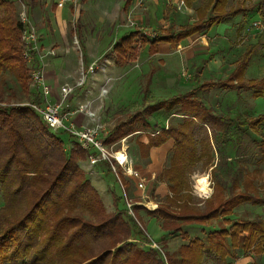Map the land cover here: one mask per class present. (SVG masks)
<instances>
[{
  "label": "trees",
  "instance_id": "obj_1",
  "mask_svg": "<svg viewBox=\"0 0 264 264\" xmlns=\"http://www.w3.org/2000/svg\"><path fill=\"white\" fill-rule=\"evenodd\" d=\"M20 1L26 9L29 7V0ZM183 1L192 7L196 0ZM200 1L195 7L197 18L191 24L151 37L133 29L104 56H111L121 66L137 55V41L148 45L153 54L160 42L176 47L183 39L239 14L247 15L255 7L262 14V1L251 5L246 4L249 0ZM129 2L125 0L123 9ZM23 28L14 2L0 0V264H162L158 250L142 249L129 241H152L135 215L123 208L111 214L106 211L79 164L88 152L75 139L66 150L58 130H51L25 104L38 102L40 93L30 86V67L24 58L29 44L22 39ZM258 37L245 47L225 81L203 82L184 94L146 104L105 137L110 144L144 131L147 141L136 144L140 155L145 156L150 148L172 140L167 165L159 174L168 194L156 209L146 211L160 222L164 237L168 234L170 239L179 237L184 241L176 252L168 254L171 264H203L205 260L231 264L228 258L237 249L253 255L264 253V219L259 215L235 220L229 217L241 204L264 205V179L258 184L259 169L249 168L264 159V114L228 115L215 111L196 96L197 90L218 87L235 92L251 90L254 97L263 95L264 76H244L251 56L264 45L259 41L261 35ZM31 53L37 60L35 51ZM9 83L17 84L26 100L12 101L15 92ZM162 110L176 119L168 121L166 127H152L148 117ZM231 141L239 155V166L224 171L222 147ZM198 164L210 173L214 183L210 197L204 201L197 198L205 206L201 211L193 205L190 183ZM108 170L111 171L109 167ZM121 179L129 187L130 179ZM113 200L117 204L118 196L114 195ZM132 209L137 215L140 207L133 205ZM213 220L220 224L210 229ZM184 226H200L203 235L190 236Z\"/></svg>",
  "mask_w": 264,
  "mask_h": 264
},
{
  "label": "rangeland",
  "instance_id": "obj_2",
  "mask_svg": "<svg viewBox=\"0 0 264 264\" xmlns=\"http://www.w3.org/2000/svg\"><path fill=\"white\" fill-rule=\"evenodd\" d=\"M12 1L16 6L18 18H20V13L26 12L28 20L30 21L31 25H33L36 32L35 34L37 36L36 44L39 48V54L44 55L47 50H57V48L60 46V43H57L55 39L56 37H54L49 30L47 32L41 31V28L48 27V19H46L47 16L45 15L44 10L40 8L38 12H36V17H38V20L35 21L32 18V13L28 15V12L22 2H20L19 0ZM177 1L179 2V0ZM258 1H262V14H260V12L257 10V7H255L254 10L249 12L247 15L239 14V19L234 24L235 28L237 24H239V28H236V32L233 33L232 39H230V48L225 50V52L227 51L226 62L224 63L225 67L220 75L214 72L215 74H206L200 79V74L198 73V76L196 77L195 72L200 68L202 69V66H204L210 59V54H207L206 58L204 59L202 57L193 59L189 62L187 67H184L183 69H181V71L176 70L174 72L168 69V67L165 65V62L163 60H160L158 57L156 58L154 56V58L150 60V62H148L146 49L143 50L145 48L144 46L146 45H141L139 41H137V53H140L137 55H139V57L137 58L136 56L135 58L131 59L129 62L122 65L120 69H118V73L112 74L115 79L113 77L112 79L111 77L104 78L103 84L101 82V85L97 87V89H94L91 94H89L90 97H95L96 95H98L102 88L107 91V83L109 84L111 80H115L118 83V103H116L117 101L115 100H111V102L109 101L108 103V100L104 97L106 95L105 92L101 97H104L103 99H96L92 104V108L96 109V112H100L102 115H104L103 118L101 116L102 122H105L104 126L106 128H109L110 126L111 128H113L112 126L116 122V119L114 118L115 113H118V123L123 122L124 120L128 119V117L136 110L142 109L146 104L156 103L159 100L171 99L172 97L184 94L192 89H195L196 87L201 85L200 80L202 81V83H217L225 81L237 66L239 60H241V54L244 52L246 46H248L252 42H256L259 38L258 35H261L259 41L264 44V36L251 26L253 20L264 19V0H249L246 2V4H256ZM124 2L125 0H76L75 5L69 2L66 3V6L69 7L70 16V36H72V39L70 38V40L72 41L71 45L76 52L77 58L75 63L70 64L73 65L72 69L74 71L76 70V72L73 73L74 71H67V63L65 62L63 54L57 53L59 51H56V54L53 56H44L42 67L47 84H50L52 86V89H55L57 87L59 94L60 86L65 84L73 86L80 82L82 75L85 76L86 81L84 82V84L74 88L73 92L68 95V104L70 108H76L77 105L84 102L85 85L87 84V82L89 84H94L93 80H96L94 79V75L91 78L88 76L89 73H86L88 70V66L94 64L95 67V64H97V62L90 63L87 66L83 62L84 56L86 57V50L83 45L85 40L95 39L97 35H100L99 31L101 30L102 39H105L109 35H112L111 38L113 37L114 41L117 38L119 39V36L122 35L123 30H133L134 28H138L140 33L147 37L156 36L159 33L171 30H177V28H173L175 25L177 26L182 22H188L187 24H191L196 20L197 16L195 7L201 4L200 0H196L193 3L192 7H187L185 4L186 8L178 9L177 2L175 4V7H173V9H170L169 7L172 6L171 4L166 2V0H160V2L157 4V6H159L157 9L158 15H163L164 11L165 15L162 17L163 20L167 19L169 15H171V17L173 18L171 19L173 21L172 25H169L170 28H168V26L159 25L158 23L154 25H151L149 23L150 17L147 9L151 4L149 0H144L136 7V11L138 12V14L142 13V23L139 19L136 20L134 15L135 12L134 14L128 12L129 6H127L126 9H123ZM138 2H141V0H138ZM230 2L234 3V0H230ZM153 5H155V3ZM115 8H118V12L116 9L117 15L114 19L116 20L118 27L111 31L108 26L109 23L105 22L104 18L107 17V9L111 11V9ZM99 20L103 21V23H101L100 26H95V22ZM130 21L132 22V24H130ZM84 22L87 24L83 25ZM215 26L211 28V32L214 31ZM242 27H244V31L245 27L247 28L245 33L240 32V28ZM103 31H105V33ZM117 33L118 37L116 36ZM263 46L264 45L258 48L249 60L246 71L249 72L248 77L251 79L264 75ZM170 48L171 51H178L179 45H177L176 47L170 46ZM110 51H112V49ZM218 52L220 53L219 50ZM96 69L97 67H95V70ZM245 79L247 78L245 77ZM100 81L101 79L99 80V82ZM9 86L15 92V97L12 101L16 102L26 100V97L21 93L17 84L9 83ZM251 93V90L240 89V91L235 92L226 91L225 89L218 87L210 90H197L196 96L199 99L203 100V102L207 106L214 108L215 111L226 113L228 115L233 116L236 112L249 116L264 114V94L258 97H254ZM55 96L56 99L59 98V95L55 94ZM72 96L73 99H71ZM56 99L53 98V100ZM175 119V117H173L172 115H168L164 110L153 113L148 117V120L152 127L155 124L166 127L168 121H174ZM57 132L64 143L65 149L68 150L75 142L73 140L74 138L71 137L68 132L63 131L62 129L58 130ZM108 134L109 132L106 131L105 136H107ZM248 134L251 137L256 138V135L254 133L249 132ZM137 141L146 142V132H136L135 134L126 136L119 142L117 141L110 144H107L105 142L107 145L114 144V148L117 147L118 150H123L122 152L127 155L129 162H131L132 168L138 172V176H130L122 167L118 166V176L121 182V176L132 178L131 180L128 179L130 182L129 187H126L123 182L120 185V183L116 179V176L108 169L104 171L103 177L102 175H100L99 170L96 168V166L100 163L104 164L108 168L106 162L100 161L96 165L90 166L86 157L85 161L81 160L83 162L79 161V164L82 170L85 172L86 177L96 188L98 194L102 199V202L104 203L106 211L111 214L110 212L115 211L116 208H118V210H122V208L126 209L128 214H130L131 216L135 215L138 218L140 224L145 230V233L152 240L150 241L148 239L147 241H144L137 238L129 239V241L136 243L137 246L142 249L154 248L158 250V256L161 258L162 264H171L168 261V254L176 252L179 245L184 241H182L179 237L170 239L168 234L166 235V237H164L160 222L155 218L150 217L146 212L147 210L152 211L156 209L158 204L161 203L160 201H162L163 198L168 194L167 188H165L164 185H161L162 183H165L159 180V174L167 165L170 150L168 148V145H164L162 147L154 149L151 154L149 152L148 156L140 155L138 146L136 144ZM235 149L236 147L232 141L228 142L222 147L223 156L224 158L226 157L224 161L225 166H221L223 167L224 171L234 170L239 166V155H236ZM220 162H223V159L220 160ZM255 167L259 169V174H256V182L259 184L264 179V159H262V161L257 166L255 164L249 165L250 169H253ZM202 180L206 182L207 187L210 189L208 195L206 196H201L197 189L198 183ZM140 181L143 184V188L141 189L137 187V184ZM190 183L192 186V195L194 197L192 199L193 205L197 206L198 210L201 211L205 206L203 202H198L197 198H200L204 201L211 196L214 187L213 179L210 173L208 171L204 172L200 164H198V166L195 168V171L190 176ZM114 195L118 196L119 198L117 204L113 200ZM124 196L126 197V199H124ZM126 200L129 204H131V208L133 207V205H138L140 207L137 215L135 214V211L133 209L132 213H129L130 211L128 212ZM1 205L2 202L0 199V206ZM144 205L149 206L150 209H148ZM255 215H259L264 219V205H251L247 203L241 204L234 208L233 213L229 217L232 220H235L246 217L253 218ZM219 224V221L213 220V224L209 228H216V226H218ZM183 230L187 231L190 236L203 235L200 226H184ZM236 259L241 260V263L239 264H264V253L253 255L244 253L241 249H237L234 252L233 257L228 258V262L230 261L232 264H236ZM203 264L217 263L211 260H205Z\"/></svg>",
  "mask_w": 264,
  "mask_h": 264
},
{
  "label": "crops",
  "instance_id": "obj_3",
  "mask_svg": "<svg viewBox=\"0 0 264 264\" xmlns=\"http://www.w3.org/2000/svg\"><path fill=\"white\" fill-rule=\"evenodd\" d=\"M55 1L56 0H29V2H30L29 7H27L26 10L28 12V15H30L32 13V18L35 21L38 20L37 19L38 17H36V12H38V10L40 8H42L44 10L45 15L47 16L46 19H48V22H47L48 27L47 28H45V27L41 28V31L47 32L49 30L50 33L54 37H56L55 39H56L57 43H60V46L57 48V50L54 49V54H52L51 56L55 55L56 51H59L57 53L63 54V57L65 58V62L67 63L66 64L67 65V71L73 72L74 71L72 69L73 65H71L70 63H75L77 58H76V52L71 45L72 41L70 40V38L72 39V36H70L71 30H70V24H69L70 23L69 7L66 5L63 7H57L55 4ZM143 1L144 0H141V2H138V0H132L129 2V5H128L129 6L128 12H130L132 14H134V12H135L134 15H135L136 20L139 19L141 23L143 21V16H142V13L138 14V12L136 11V7L138 4H141ZM149 1L151 3L150 6H148V8H147L148 14L150 17L149 23L151 25L158 23L159 25L168 26V28H170L169 25H172V22H173L171 20V19H173L171 17V15H169V17L167 19L163 20L162 17L165 15L164 11H163V15H161V16L158 15V13H157V9L159 7V6H157V4L160 2V0H149ZM166 2L171 4L172 6H170L169 8L173 9V7H175V4L178 1L177 0H166ZM154 3H155V5H153ZM116 9L118 12V8L111 9V11H109L107 9L106 10V16L107 17L104 18L105 22L109 23L108 26L111 29V31L114 30L116 27H118L116 20H114L116 15H117ZM238 16H236L233 19H228V20L220 23L219 24L220 26L219 25L215 26L214 31H213L214 33L211 32V28H210L208 31H206L204 33H197V34H194V35H192L186 39H183L179 43L178 51L177 50L171 51L170 44H168L167 42H160L157 45L156 52H154L153 54H150L149 47H148V45H146V46H144L145 48L143 50L146 49V52L148 55L147 61L150 62V60H152L154 58V56L156 58L158 57L160 60H163L165 62V65L168 67V69L175 72L176 70L181 71V69H183L184 67H187L189 62L192 61L193 59H198V57H202L204 59V58H206L207 54H210V59L206 62V64L204 66H202V69L200 68L198 71L195 72V74L199 73L200 79L202 76H204L206 74L213 75L214 72L216 74L220 75V73L223 71V69L225 67L224 63L226 62V57H227L226 56L227 51L225 52V50L230 48V46H231L230 39H232L233 33L236 32V28H239V24H237L236 28L234 27V24L239 19ZM101 23H103V21L99 20V21H96L94 25L100 26ZM187 23H184V22L179 23L177 26L175 25L173 28H178L179 26L187 24ZM86 24L87 23L84 22L83 25H86ZM124 29H126V28H124ZM134 29H138V28H134ZM246 29L247 28L245 27V31H246ZM93 30H95V29H93ZM106 30H107V28H106ZM101 31H99L100 35H97V37L95 39L85 40L84 44H83L84 48L86 50V57L84 56V60H83L85 65L87 66L90 63L97 62V64H95L97 69L95 70V73H94V77H95L94 79H96V80H93L94 84H89L87 82V84L84 87L85 100L93 99L94 96L90 97L89 94H91L94 89H97V87H99L101 85V82L103 84L104 78H106V77H111V79H112V77L114 78V76L112 74L118 73V69H120L122 67V65L120 66V65L115 64L114 60L111 56L105 57L104 55L112 49V46L114 43L118 42V40L126 32L131 31V30H123L122 35L119 36V39L117 38L115 41H114L113 37L111 38L112 35H109L107 38L102 39V35H101L102 32ZM245 31H244V27L240 28V32L245 33ZM103 32L105 33V31H103ZM73 35H74V33H73ZM254 35H257V34H254ZM116 36L118 37V33L116 34ZM232 42H233V40H232ZM252 43H255V42H252ZM179 49H180V51H179ZM218 50L220 51V53L218 52ZM137 54H140V53H137ZM136 56H137V58L139 57V55H136ZM51 58H53V57H51ZM181 62H182V65H181ZM70 65H71V68H70ZM74 66H75V64H74ZM75 72H76V70L73 73H75ZM248 74H249V72L246 71L245 77L247 79H251L248 77ZM263 76L256 77V78L254 77L253 79H258V78H261ZM100 79H101V81L99 82ZM200 83H202L201 80H200ZM50 88L52 90L51 91V97L56 99L55 94L59 95L58 88L57 87L55 88L56 91H55V89H52L51 85H50ZM59 92H60V90H59ZM95 97H97V95ZM104 97H105V99L108 100V103H109V101L111 102V100H115V101L118 100V83L115 80H111L109 82V84L107 83V92H106V95ZM103 98H100V99H103ZM71 99H73V96L71 97ZM116 103H118V101ZM100 115L103 118L104 115H102L101 113H100ZM114 115H115L114 118L116 119V122H115V124H113L112 127H114L116 124H118V113H115ZM74 120L77 123L87 122V119L82 114H77L74 117ZM103 123H105V122H103ZM105 129L107 132H109L112 128L110 126L109 128L105 127ZM127 136H130V134ZM164 145H168V148L170 150L171 146H172V140L169 139L165 143H163L162 145H160L158 147L150 148V150H149L150 154L152 153V151L154 149H157V148L162 147ZM83 161H85V160H83ZM83 161H81V162H83ZM96 168L99 170V173H100V175H102V177H103L104 171L106 169H108L107 166H105L104 164H100V163L97 164ZM128 178L130 180L132 179L130 177H128ZM161 185H164L166 188L165 184L162 183ZM235 263L239 264V263H241V260L236 259Z\"/></svg>",
  "mask_w": 264,
  "mask_h": 264
},
{
  "label": "built area",
  "instance_id": "obj_4",
  "mask_svg": "<svg viewBox=\"0 0 264 264\" xmlns=\"http://www.w3.org/2000/svg\"><path fill=\"white\" fill-rule=\"evenodd\" d=\"M68 2L74 5L76 4V0H56L55 4L57 7H63ZM184 8H186L184 1L179 0L178 9ZM20 20L24 24L22 39L26 44H29V46H26L24 58L30 67V86L35 89L37 88L40 93V100L38 102H27L25 104L30 105L42 117L51 130L55 131L62 129L63 131L68 132L69 135L88 152L87 161L90 166H94L100 161L106 162L120 185L121 181L118 176V166L122 167L128 175L134 177L138 176V172L132 168L131 162H129L127 155L122 152L123 150H118L117 147L114 148V144L107 145L105 143L106 129L104 123L102 122L101 115L95 111L96 109L92 108V103L96 99H100L107 91L103 89L102 86L97 97H94L91 100H85L83 103L77 105L76 108H70L68 104V95L73 92L74 88L84 84L86 80L85 76L82 75L79 83L73 86L67 84L62 85L60 87L59 98L53 100L51 97L50 86L47 84L44 76L42 62L44 56L52 55L54 54V51L47 50L44 55L39 54V48L36 44V32L33 25H31L28 20L26 12L20 13ZM130 24H132L131 21ZM251 26L264 36V19L253 20ZM32 51H35L37 60H34L33 54L31 53ZM95 67L94 64L88 66L86 73H89L88 76L91 78L95 73ZM77 114L85 116L87 122L81 124L77 123L74 120V117ZM137 187L140 189L143 188L141 181L138 182ZM124 199H126L125 196ZM126 206L128 212L130 211L129 213H132L131 204H129L127 200ZM146 207L150 209L149 206Z\"/></svg>",
  "mask_w": 264,
  "mask_h": 264
},
{
  "label": "bare ground",
  "instance_id": "obj_5",
  "mask_svg": "<svg viewBox=\"0 0 264 264\" xmlns=\"http://www.w3.org/2000/svg\"><path fill=\"white\" fill-rule=\"evenodd\" d=\"M119 156L121 157L120 154H119ZM197 189H198L201 196L208 195V193L210 191V189L207 187L206 182L204 180H202L198 183Z\"/></svg>",
  "mask_w": 264,
  "mask_h": 264
}]
</instances>
